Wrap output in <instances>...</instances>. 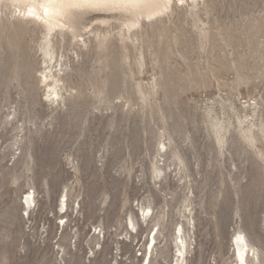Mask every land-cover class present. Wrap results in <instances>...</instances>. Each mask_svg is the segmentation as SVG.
I'll return each mask as SVG.
<instances>
[{
	"label": "rangeland",
	"instance_id": "374dc122",
	"mask_svg": "<svg viewBox=\"0 0 264 264\" xmlns=\"http://www.w3.org/2000/svg\"><path fill=\"white\" fill-rule=\"evenodd\" d=\"M193 5L76 10L53 100L45 31L2 3L0 264H142L157 231L176 264L180 226L185 264H237L240 233L264 264V0Z\"/></svg>",
	"mask_w": 264,
	"mask_h": 264
},
{
	"label": "bare ground",
	"instance_id": "6f19581e",
	"mask_svg": "<svg viewBox=\"0 0 264 264\" xmlns=\"http://www.w3.org/2000/svg\"><path fill=\"white\" fill-rule=\"evenodd\" d=\"M177 1L185 2L186 0ZM192 1L195 4L193 5V7L198 6L199 0ZM174 2L175 0H0V12H2V3L4 4V6L15 4L16 8H18L19 16L22 15L25 18H29L31 20L33 19V21L39 23L42 26L43 30L45 31L44 42L42 43V51L44 56L43 59L46 64L44 71L42 72L43 80L46 83L47 88L49 89L47 97L52 98L53 100H57L62 95H60L59 91L60 86L58 87L59 82L62 80L60 78L58 70H54V68H56L57 66L51 64L55 59L54 41L58 35H64L65 33L71 31L73 17L76 14V10L90 8L99 10H113L119 8L124 9L126 12H129L133 16H135V19H130L131 21L129 20V23L127 24V30L131 31L135 26L140 24V17L148 19L153 16L163 14L166 10L172 8V3ZM83 43L87 44V40L83 39ZM62 70L63 68H61V71ZM249 132H251V129L249 130ZM25 202L28 206H31V204L34 202L33 195L31 193L27 194ZM60 204V206H62V209L68 206L67 194L62 196ZM151 211L152 209L150 207H142V215L144 216L145 220L147 219ZM130 223L132 227L136 229V224L134 223L133 219H131ZM158 232L159 231H157L152 237L150 234L148 242L146 244V258L144 257L145 260L143 259L142 264H152L151 259L153 256V252L157 247L156 244L158 239ZM233 242L236 246L234 255L237 258V264H247L246 255H249L251 252L254 256H256L253 246H251L247 242L245 236L242 235V233H240L238 236H235ZM176 244L178 246L176 264H185L184 254L187 244L185 239V232L182 226L178 228V232L176 235Z\"/></svg>",
	"mask_w": 264,
	"mask_h": 264
}]
</instances>
